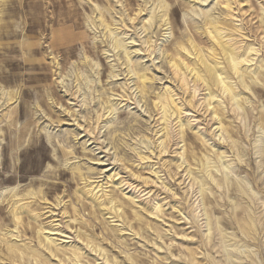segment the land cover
Wrapping results in <instances>:
<instances>
[{"label": "rangeland", "instance_id": "374dc122", "mask_svg": "<svg viewBox=\"0 0 264 264\" xmlns=\"http://www.w3.org/2000/svg\"><path fill=\"white\" fill-rule=\"evenodd\" d=\"M4 4H0V24L10 25L5 29L10 34L0 32V264H35L28 257L16 262L3 259L8 245L25 246V242L46 255L45 264H73L68 257L50 256L44 243L40 244L38 239L43 240L48 232L54 234L53 240L57 238L53 248L60 252L74 246L83 248L84 258L74 264H107L110 259L111 264L117 259L118 264H192V258L194 264H264V127L260 124V117L264 118V0H5ZM100 13L117 28L114 37L101 25ZM210 22L229 28L231 36L225 40L240 53L247 47L255 49L246 77L250 89H244L237 77L232 79L246 99L243 108L231 107L226 97L218 99L225 102L226 122H234L238 128L239 136L234 140L238 149L246 151L245 157L238 155L232 143L220 140V132L215 135L218 125H214L212 107L205 111L209 91L195 85L192 75L185 88L169 64L177 52L186 55L181 44L188 46L190 42L208 58L212 53L206 33ZM114 38L126 45L131 64L126 52L113 47ZM28 45L34 46L32 52ZM188 59L191 64L194 57ZM77 72L83 75L79 81ZM141 74L149 79L145 91ZM167 90L184 105L181 117L188 126L184 124L188 138L181 142L173 116L169 125L172 142L161 154L164 132L157 131L163 128L159 120L162 113L155 103ZM9 94L14 100L9 101ZM192 98L193 104H189ZM99 115L102 118L97 122ZM214 150L226 152L227 158L219 161L226 162L230 170L221 169L223 162L214 160L219 162L215 166L221 167L212 171L219 178L226 176L228 182L220 192H207L217 210L213 221L228 219L232 213L227 189L238 183L249 192V198L243 199L256 220L254 240L244 238L237 225L223 224L226 238L214 229L208 240L200 186L193 185L197 182L188 179L183 167L176 170L175 165L183 161L180 156L186 154L190 160L183 166L188 168L192 163L190 167L199 174L192 155L207 156L210 151L213 158ZM138 152L150 159L141 160ZM155 171L162 178L158 182ZM85 188H95L94 193L103 189L118 199L117 205L123 203L122 209L131 216L128 225L117 218L109 221L113 216L106 214L109 205L98 207L91 194L81 195ZM31 192L37 196H29ZM241 196L234 190L231 200L241 201ZM22 199V203L31 204L32 213L30 219L16 225L12 204ZM157 203L163 205L161 218L148 212ZM129 225L140 236L126 231ZM76 232L83 237L90 235L100 248L104 246V252L100 253L99 247L93 251ZM232 235H238L236 240ZM229 244L249 253L233 252L237 256L228 259L224 248Z\"/></svg>", "mask_w": 264, "mask_h": 264}, {"label": "bare ground", "instance_id": "6f19581e", "mask_svg": "<svg viewBox=\"0 0 264 264\" xmlns=\"http://www.w3.org/2000/svg\"><path fill=\"white\" fill-rule=\"evenodd\" d=\"M4 2H5V0H1L0 1V4L2 3V6H4L5 4H4ZM56 3L55 2H53V5H55ZM228 7H231V5L228 3V5H227ZM2 12L3 11H0V14H2ZM142 12V11H141ZM136 17H139V16H136ZM151 17V16H150ZM154 18V17H153ZM137 19V18H136ZM136 19H131L132 21H135ZM0 21H2L1 20V17H0ZM99 21H100V23H101V25L103 26V27H105V29L107 30V34L109 33L110 35L109 36H111V35H113V37H114V34H115V32H116V30H117V28H113L112 27V25L113 24H110V23H108V22H106V20L104 19V15L102 14V13H100V17H99ZM13 22V21H12ZM97 22V21H96ZM11 23V22H10ZM210 25H209V28L206 30V33L208 34V36L210 37V39H211V42H212V53H210L209 54V56H208V58H205L204 56H203V54L201 53V51L196 47V45L194 44V43H192V42H190L189 44H188V46H186V45H184V44H181V49H182V51H184L185 53H186V55H182V53H180V52H177V55H176V57L175 58H172L171 60H170V62H169V64L171 65V68H173V71H174V73H175V75L178 77V79H179V81L181 82V84L186 88L188 85H189V76H191L192 75V80H193V82H194V84L195 85H203L204 87H205V89H206V91H209V93L207 94V97L205 98V102H206V105H205V107H206V112L210 109V107H212L211 108V114L213 115L212 117H213V119L215 120L214 122V125L215 124H217L218 126L216 127V130H217V132H216V136H217V134L219 133V135H218V137H220V140H221V138H223V140L224 141H226V142H229V144H231L232 143V146H234V148L233 149H235L236 151H237V153H238V155L239 156H243L244 154H245V152H244V150H241V148L240 149H238L239 148V143L237 142V141H235L234 140V138H236V137H238L239 136V133H238V128H237V126H235V125H233V123L234 122H226L227 120H226V112H225V108L223 107V104L225 103H223V102H221V101H219L218 99H219V97H226V103L229 105V104H231V107H234V106H237V108H243V105H244V100H246L245 98H242L241 96L243 95V93H241V92H238L237 91V89H236V87L234 86V84L232 83V79H234L235 77H237V79H239V80H241V85H242V87L244 88V89H250V87H248V85H247V76L249 77V75H248V69H249V67H250V63H252L253 61H254V59L252 58V56L253 55H255L254 54V52H255V49L254 48H250V47H247L242 53H240L239 51H237L238 50V48L237 47H235V45L234 44H231V43H229L228 41H226L225 40V38L226 37H230L231 35L230 34H228L227 32H229L230 30H229V28L226 26V25H224V26H221V25H216V24H213V23H209ZM10 26V25H9ZM8 25H6V24H4V25H2V24H0V32H4V33H7V34H10L7 30H5V29H7L8 27H9ZM105 30V31H106ZM14 33V32H13ZM230 33H232V31L230 32ZM224 34H226V35H224ZM112 37V38H113ZM112 45H113V47L115 48V49H117V50H119V51H124V52H126L125 54H126V59H127V61H128V63H130L131 64V59H130V57H129V55H128V52L126 51V45L122 42V40H120V39H116V38H114L113 39V43H112ZM28 49H29V51H31L32 52V49L31 48H33L34 46L33 45H28ZM72 49V48H71ZM31 56V55H30ZM191 56H193L194 57V60H192V62H191V64L188 62L189 61V57H191ZM87 58H85V60H86ZM85 64H86V62H85ZM57 65L59 66V62H57ZM222 65H224L223 67H222ZM79 67V66H78ZM244 67H246V68H244ZM135 69V68H134ZM80 76H83L82 74H81V72H77L76 73V78H77V81H79L80 80ZM136 76V75H135ZM148 76H146L145 74H141V75H139V79H140V81H141V85H143V89L144 90H142V91H145V87H146V83H147V81L149 82V79L147 78ZM257 77V76H256ZM260 78H259V76H258V78H256V82L259 80ZM64 82V81H63ZM140 83V82H139ZM138 83V84H139ZM252 89V88H251ZM262 91V90H261ZM263 93V92H262ZM144 94V93H143ZM126 96V95H125ZM175 96L176 95H174L173 94V92L172 91H170V90H167L165 93H163L162 95H159L158 96V102L157 103H155V107L158 109V110H160L161 111V113H162V117H161V119H159L161 122H163V128L160 130V131H157V132H164V134L162 135V137H161V143H160V140L159 141H157V142H159L160 143V145H159V147L161 146V150H160V152H161V154L162 153H165L166 151H168L167 149L169 148L168 146H169V144H170V142H172L171 141V136L170 135H172V134H170V131L171 130H169V125H171L170 124V121H171V119H173L172 117L173 116H176V118H175V120L177 121V123L176 124H178V128H179V130H180V134H181V136H179V137H181L180 139H181V142H186V139L188 138V135H186L185 134V131H184V124H183V122H184V120L182 119V115H183V106L184 105H181V104H179V103H177V99H175ZM195 96H193V98H194ZM14 98H15V96L14 95H11V94H9V101H12V100H14ZM193 98L190 100V101H187V102H189V104H193L192 103V100H193ZM23 103V102H22ZM183 104V103H182ZM107 105V104H106ZM40 106V105H39ZM111 107V106H110ZM114 107V106H113ZM112 107V108H113ZM193 107H195V106H193ZM107 108V107H106ZM105 108V109H106ZM104 109V110H105ZM194 109V108H193ZM109 110H111V108H109ZM109 110H108V112H109ZM185 110V109H184ZM233 111H235V109L233 108ZM111 112V111H110ZM109 112V113H110ZM106 113H107V111H106ZM161 113H159V114H161ZM182 116V117H181ZM238 117V116H237ZM98 118V117H97ZM101 118H102V116L100 117V115H99V119H97V122H98V120H101ZM178 119V120H177ZM187 122H189V121H187ZM172 123V122H171ZM189 124V126H190V123H188ZM257 124H258V122H257ZM260 124L261 125H263V127H264V118L261 116L260 117ZM185 126H186V124H185ZM188 126H186V128H187ZM259 127V126H258ZM185 128V129H186ZM190 128H193L192 126H190ZM171 129V128H170ZM188 130V129H187ZM200 137V136H199ZM247 138V137H246ZM197 140H198V138H197ZM239 140H240V138H239ZM246 140V139H245ZM189 141H190V139H189ZM199 141H201V139H199ZM198 141V142H199ZM203 143V142H202ZM204 144H206V143H204ZM260 145V144H259ZM203 146V145H202ZM185 147L183 146L181 149H184ZM204 148H205V146H204ZM210 148V147H209ZM207 149V148H206ZM213 149V148H212ZM212 149H210V150H212ZM152 150H154V149H152ZM216 150H214V151H212V152H214L213 154H215V157H211L209 154H210V151H209V154L206 156H204V154H202V156H200V157H198L199 155L197 154H191L192 155V159L194 160V162L196 161L197 163L195 164L197 167H199L198 168V170H199V174L197 173V172H195V171H193V169H192V167H190V165L192 164V163H190V165H188L189 167L187 168V167H185V166H183V165H185L186 163H188L189 162V160H187L184 156L186 155H181L180 157H183V161H182V163L180 162V160L178 161V162H180V164L179 165H175L176 167H177V169L176 170H180L182 167H183V170L185 171V173H186V176H188V179L189 178H191V181H193L194 183L195 182H197L196 184H193V185H199L200 186V190L199 191H201V193H202V197H203V211H204V215H205V217H206V220H207V222H206V227H207V230H206V232H208L207 233V239L208 240H210L211 239V234H213L214 232V229H216V230H218L219 232H220V234L223 236V239H225L226 238V235H224L223 234V232L225 231V229L223 228V227H221V225L223 224V225H225V226H227V225H231V226H235V225H237V227H238V229L240 230V232H241V235L242 236H244V238H248V239H253L254 240V237H255V233H256V231H257V224H256V220L254 219V215H252V213H250V211H252V210H250L249 211V209L248 208H250V207H246L247 205V202H245L244 201V199H243V196H245V197H247L248 195H249V192H247L246 190H247V188L246 189H244L243 187H240V185L238 184H235V185H233L231 188H229L228 187V189H227V191H228V196H226V198H229V202L228 203H230L231 204V207H232V213L231 214H229V216H228V219L226 218V219H222V220H220L219 218H218V216H216L218 219H215V221H213V213L214 212H216L217 210H216V208L215 207H212L213 205H212V202H214V201H212V199L208 196V194H207V192L208 191H210V192H212V193H214L216 190L217 191H219L220 192V189H222L221 187L224 185V183L226 184V182H228V178L225 176V177H221V178H219L218 176L219 175H216L214 172L215 171H212V170H214V168H216V169H220L219 167H221V166H215L216 164L215 163H219L221 160H223L224 158H225V156H224V152H220V151H218V152H220V154H218L217 152H215ZM153 152V151H152ZM193 152H194V150H193ZM192 152V153H193ZM139 153V152H138ZM142 153V152H141ZM184 153H185V151H184ZM194 153H196V152H194ZM226 153V152H225ZM143 154V153H142ZM213 154H211V155H213ZM144 155V154H143ZM143 155H141L140 153L138 154V156H139V158L141 159V160H147V159H150V157H147V156H143ZM149 156V155H148ZM204 156V157H203ZM214 156V155H213ZM203 157V158H202ZM243 157H245V155L243 156ZM226 158H227V156H226ZM225 158V159H226ZM179 159V158H178ZM218 160L219 161V159H221L219 162L218 161H216V162H214V160ZM192 160V161H193ZM224 161V160H223ZM223 161H221V162H223ZM227 164H228V162H227ZM220 165V164H219ZM225 165V166H224ZM164 166H165V164H164ZM80 167V166H79ZM79 167H76V168H79ZM175 167V168H176ZM222 167L223 168H221V169H225V168H228V166H226V162H223L222 163ZM196 168V167H195ZM75 169V168H74ZM80 169V168H79ZM78 169V170H79ZM76 170V169H75ZM78 170H76V171H78ZM158 170V169H157ZM197 170V169H196ZM228 170H230L229 168H228ZM227 170V171H228ZM76 171L74 172V173H76ZM183 171V172H184ZM220 170H218V172H219ZM222 171V170H221ZM225 171H226V169H225ZM79 172V171H78ZM81 173H82V171H80ZM182 172V171H181ZM218 172H216V173H218ZM184 173V174H185ZM215 175H214V174ZM222 173V172H221ZM228 173V172H227ZM226 173V174H227ZM160 174V173H159ZM229 174V173H228ZM78 175H80V174H78ZM154 175H155V179H156V181H157V179H162V178H158V172H156L155 171V173H154ZM83 176V175H82ZM81 175H80V178L82 177ZM161 176V175H160ZM157 177V178H156ZM185 178V177H184ZM82 179V178H81ZM84 179V178H83ZM85 180V179H84ZM87 180V179H86ZM187 180V179H186ZM88 181V180H87ZM146 181H148V182H150L148 179L146 180ZM155 181V180H154ZM153 181V182H154ZM158 182V181H157ZM160 182V181H159ZM237 182V181H236ZM239 182V181H238ZM241 182V181H240ZM239 182V183H240ZM152 183V182H151ZM163 184V183H162ZM161 184V182H160V185H162ZM167 184V183H166ZM191 184V183H190ZM241 185H242V183H240ZM192 185V184H191ZM87 186V185H86ZM89 186H92L91 184L89 185ZM198 186V187H199ZM165 187L167 188V190H168V187L165 185ZM226 187V186H225ZM95 188H97V187H95ZM95 188H88V189H86L87 191H82L81 192V195H89V194H91L92 196H91V198L90 199H92L93 201H94V203H96V205L98 206V207H101V206H107V205H109V208H106V210H107V213L106 214H108V216H109V214L110 215H113L111 218V220H109V221H115V220H113V219H115V218H117V219H119V220H121L123 223H125V225H128V220H131L130 218H131V216L130 215H128L127 214V212L124 210V209H122L123 208V203H121L120 205L118 204L117 205V203L115 202V201H117L118 199L117 198H113L110 194H108V193H106L105 191H103V189H101V190H99V191H97L96 193H94V191H95ZM103 188V187H102ZM194 188V187H193ZM223 188H224V186H223ZM214 189H216V190H214ZM106 190V189H105ZM234 190H236V193H237V191L240 193V196L242 197L241 199V201H244V202H241V201H235V200H231L232 198H234L233 196H232V198H231V194L234 192ZM29 191V190H28ZM27 191V192H28ZM31 191V190H30ZM33 191V190H32ZM41 191H43L42 189H41ZM103 192L102 193V195L100 196L99 195V197H98V194L100 193V192ZM107 191V190H106ZM169 191H170V189H169ZM214 191V192H213ZM78 191H76L75 193H77ZM107 192H109V191H107ZM172 192V191H171ZM210 192H208L209 193V195H211L210 194ZM26 193V192H25ZM173 193V192H172ZM200 193V192H199ZM215 193H217V192H215ZM214 193V194H215ZM36 194V193H35ZM33 192H31V193H29V196H34L35 195ZM38 194H41V192H39ZM43 194V193H42ZM41 194V195H42ZM115 194V193H114ZM83 195V196H84ZM239 195V194H238ZM13 196H16L15 194L13 195ZM18 196V195H17ZM28 196V195H27ZM35 196H37V195H35ZM39 196V195H38ZM76 196H78L77 194H76ZM75 196V197H76ZM115 196V195H114ZM124 196V195H123ZM213 196V195H212ZM43 197V196H42ZM79 197V196H78ZM214 197H216V195H214ZM237 197V196H236ZM251 197V196H250ZM20 198H22V197H20ZM27 198V197H26ZM29 198V197H28ZM34 198V197H33ZM89 198V197H88ZM101 198H103V200L101 199ZM133 198V197H132ZM132 198H130V199H132ZM239 198V197H238ZM247 198H249V197H247ZM254 198V197H253ZM41 199V198H40ZM44 199V198H43ZM61 199V198H60ZM76 199H77V197H76ZM83 199V198H82ZM87 199V198H86ZM101 199V200H100ZM133 199H135V197L133 198ZM214 199V198H213ZM217 199L219 200V198L217 197ZM225 199V198H224ZM235 199V198H234ZM237 199V198H236ZM84 200V199H83ZM228 200V199H227ZM238 200H240V199H238ZM248 200V199H247ZM250 201H251V198L249 199ZM22 201H23V199L22 200H18V201H16L15 200V202L13 201V204H12V210H11V213H12V215H13V218L15 219V221L17 222V224L16 225H18V224H20V223H22V222H24L26 219H30V214L32 213V209H31V204H29L28 202L27 203H22ZM25 201V200H24ZM29 201V200H28ZM34 201V200H33ZM32 201V202H33ZM41 201V200H40ZM47 201V200H46ZM63 201V200H62ZM79 201H80V198H79ZM86 201V200H85ZM96 201V202H95ZM124 201V200H123ZM128 201V200H127ZM253 201H255V199L253 200ZM81 202V201H80ZM84 202V201H83ZM130 202H132V201H130ZM136 202V201H135ZM134 203V202H133ZM244 203H246V204H244ZM250 203V202H249ZM59 204V203H58ZM62 204V203H61ZM78 204V203H77ZM81 204V203H80ZM83 204V203H82ZM85 204V203H84ZM127 204V203H126ZM135 204V203H134ZM140 204V203H139ZM215 204H217V203H215ZM251 204H253V202L251 203ZM250 204V205H251ZM33 205V204H32ZM57 205V204H56ZM91 205V204H90ZM111 205V206H110ZM136 206H137V204H135ZM58 206V205H57ZM64 206H66V205H64ZM88 206V205H87ZM163 206V205H162ZM161 205H159V203H157L155 206H152L153 208H150V210H148V212L150 211V213L152 214V215H155V217L156 216H159L160 217V213L161 212H163V210H162V207ZM221 206V205H220ZM222 207H223V205H222ZM63 208V207H62ZM147 208V206H145V209ZM149 208V207H148ZM257 208V207H256ZM11 209V208H10ZM99 209V208H98ZM134 209V208H133ZM144 209V208H143ZM219 209H221V208H219ZM66 210H67V208H66ZM87 210V209H86ZM94 210V209H93ZM92 210V211H93ZM106 210H105V212H106ZM81 211V210H80ZM134 211L136 212V210L134 209ZM141 211H142V209H141ZM10 212V211H9ZM84 212H86L85 210H84ZM95 212V211H94ZM129 212V211H128ZM135 212H132V214L133 213H135ZM142 212H144V211H142ZM146 212V211H145ZM202 212V211H201ZM67 213V212H66ZM77 213V212H76ZM103 213V212H102ZM137 213H139V212H137ZM229 213H230V211H229ZM37 214V213H36ZM64 214V213H63ZM94 214V213H93ZM93 214H91V215H93ZM136 214V213H135ZM144 214H146V213H144ZM38 215H39V213H38ZM66 215V214H65ZM76 215H78V214H76ZM103 215V214H102ZM151 215V216H152ZM43 216V215H42ZM42 216H40L41 218H42ZM133 216H134V214H133ZM137 215H135L134 217H136ZM140 216V215H139ZM143 215L141 214V217H142ZM149 216V215H148ZM38 216H36L35 218H37ZM79 217V216H78ZM97 217V216H96ZM110 217V216H109ZM108 217V218H109ZM226 217H227V215H226ZM161 218V217H160ZM221 218V217H220ZM78 219V218H77ZM81 220H82V218H80ZM136 219H138V218H136ZM141 220H143L144 221V219H141V218H139L138 219V221L141 223ZM147 220V219H146ZM28 221H30V220H27L26 222H28ZM33 221H35V220H33ZM73 221V220H72ZM135 221V220H134ZM142 221V222H143ZM225 221V222H224ZM74 222H75V220H74ZM73 222V223H74ZM76 222H78V221H76ZM75 222V223H76ZM83 222H85V221H83ZM119 222V221H118ZM136 222V221H135ZM147 222V221H146ZM146 222H144V224L146 223ZM87 223V222H86ZM131 223V222H130ZM27 224V223H26ZM30 224V223H29ZM80 224V223H79ZM153 224V223H152ZM88 225V224H87ZM142 225V224H141ZM149 225H151V221H150V224ZM21 226V225H20ZM29 226V225H28ZM146 226H147V224H146ZM145 226V227H146ZM154 226H156V225H153V228H155ZM18 227V226H17ZM80 227H82V226H80ZM119 227V226H118ZM118 227H117V229H118ZM144 227V228H145ZM148 227V226H147ZM152 227V226H151ZM16 228V227H15ZM40 228H42L43 229V226L42 227H40ZM52 228V227H51ZM56 228V227H55ZM127 228V227H126ZM150 228V227H149ZM153 228H151V229H153ZM159 228V227H158ZM33 229V228H32ZM76 229L77 230H80V229H78L77 227H76ZM114 229V228H113ZM27 230V229H26ZM130 231V232H132L133 233V235H138V232L136 231V229H135V227L133 226V225H129V227L127 228V230L126 231ZM155 230V229H154ZM158 230V229H157ZM6 231V230H5ZM25 231V230H24ZM30 231V230H29ZM41 231H43V230H41ZM113 231H115V230H113ZM123 231V230H122ZM125 231V230H124ZM136 231V232H135ZM6 232H8V231H6ZM28 232V231H27ZM47 232V231H46ZM58 232V231H57ZM79 232H82V231H79ZM111 232V231H110ZM119 232H121V230L119 231ZM156 232V231H155ZM213 232V233H212ZM227 232V231H226ZM229 232V231H228ZM17 233H19V231H17ZM21 233H22V231H21ZM54 233H56V232H54ZM76 233H78V232H76ZM83 233V232H82ZM157 233V232H156ZM155 233V234H156ZM45 234H47V235H43V240L42 239H38L39 240V242H40V244L42 245L43 243V245H44V247L49 251V253H50V256H54V257H57L58 259H59V257H68L70 260H71V262H74V263H76V261H80L81 260V258H84V257H82L83 256V254L81 253V250L83 249V248H81V247H75L74 246V248H72L73 246H71V250L69 251V249L67 250L68 252H62L63 250H61V252L59 251V249H57V248H53V246L54 245H56V239L54 238V240L52 239V235H54L53 233H51V232H48V233H45ZM79 234V233H78ZM77 234V235H78ZM146 234V233H145ZM163 234V233H162ZM15 235V234H14ZM40 235V234H39ZM57 235H59L60 236V234H57ZM66 235V234H65ZM76 235V236H77ZM88 235V234H87ZM239 235V234H238ZM238 235H232L234 238H235V240H236V238L238 237ZM16 236H19V235H17L16 234ZM26 236V235H25ZM37 236H38V234H37ZM36 235H35V238L37 237ZM41 236V235H40ZM83 236H84V234H83ZM83 236H80V234L78 235V238H80V240L81 239H83V241H87V245H91L90 246V248H93V251H95V252H97L98 250H97V248L99 247V252L101 253V251H103L102 249H103V247L104 246H102V248H100L101 247V245H100V243H96V241H95V239H91L89 236L87 237H83ZM138 236H140V235H138ZM151 236V235H150ZM159 236H160V234H159ZM159 236L157 235V238H159ZM61 237H63V236H61ZM66 237V236H65ZM68 237V236H67ZM95 237V236H94ZM93 237V238H94ZM162 237V236H161ZM160 237V238H161ZM96 238H98V237H96ZM146 238H147V236H146ZM11 239V238H10ZM67 239V238H66ZM108 239V238H107ZM6 240V239H5ZM36 240H37V238H36ZM37 240V241H38ZM61 240H63V239H61ZM150 240H151V238H150ZM59 241V240H58ZM57 241V243H59ZM104 241V238H103V240H101V243ZM106 241H108V240H106ZM7 242V241H6ZM6 242H4V243H6ZM105 242V241H104ZM103 242V243H104ZM237 242V241H236ZM238 242H240V241H238ZM3 243V244H4ZM67 243V242H66ZM210 243V242H209ZM8 244V243H7ZM21 244H23V243H21ZM25 244V246H19V245H17V244H14V245H8L7 246V253L5 254L4 253V255H5V257H4V255H3V259H6V260H13L14 262H16L15 261V259H17L18 261H22V260H24L25 259V257L27 258H32V262L34 261L35 262V264H45V262L47 261V260H44V256H46V255H42V253L39 251V250H36L35 248H31V247H29L30 245L28 244V243H24ZM60 244V243H59ZM5 245V244H4ZM27 245H29V246H27ZM38 245H39V243H38ZM40 245V246H41ZM156 245V244H155ZM158 245V244H157ZM156 245V246H157ZM32 246V245H31ZM58 246V245H57ZM207 246V245H206ZM42 247V246H41ZM158 247H160V246H158ZM230 247H232V249H230ZM244 247H248L246 244H245V246ZM3 248V247H2ZM39 249H40V247H38ZM63 248H65V247H63ZM68 248V246L66 247V249ZM161 248V247H160ZM4 249V248H3ZM6 251V250H5ZM106 251H107V249H106ZM224 251H225V253H226V256H227V258L228 259H233L234 257H236L237 255H235V254H233V252H235V253H237V252H239V253H242V254H248L249 253V251L248 250H246V251H241V247H238L237 245H235V244H229V245H226L225 246V248H224ZM2 252V251H1ZM104 252V251H103ZM48 253V252H47ZM62 255H61V254ZM101 255V254H100ZM49 256V255H48ZM47 256V257H48ZM103 256V255H102ZM109 256V255H108ZM131 256V255H130ZM129 256V257H130ZM189 256H190V254H189ZM61 257V258H62ZM115 257V256H114ZM46 258V257H45ZM110 258V257H109ZM132 259H133V256L131 257ZM189 258V257H188ZM191 258V257H190ZM189 258V259H190ZM2 259V256H0V260ZM107 258L105 257V260H106ZM115 259H116V257H115ZM114 258H113V260H115ZM129 259V258H128ZM132 259H130L131 260V262L133 261ZM52 260H54V259H52ZM69 260V261H70ZM83 260V259H82ZM111 260V259H110ZM110 260H107V261H109L108 263H110L111 264V261ZM112 260V263L114 262ZM130 260H128V262L130 261ZM107 261H106V263H107ZM117 261V263L116 264H118L119 262H118V259L116 260ZM195 258H192L191 259V263L192 264H194L195 263ZM62 262V261H61ZM67 262H68V260H67ZM66 262V263H67ZM10 263H12V262H10ZM58 263V262H57ZM73 263V264H74ZM81 263V262H80ZM107 263V264H108ZM133 264H134V261L132 262ZM188 263V262H187ZM22 264V263H21ZM49 264V263H48ZM69 264H71V263H69ZM90 264V263H89ZM113 264H115V262L113 263ZM137 264V263H136ZM200 264H202V262H200Z\"/></svg>", "mask_w": 264, "mask_h": 264}]
</instances>
